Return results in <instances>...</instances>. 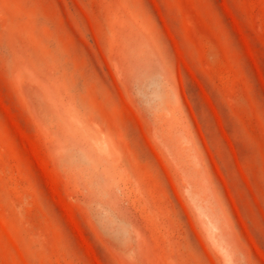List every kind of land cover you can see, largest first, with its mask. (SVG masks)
Here are the masks:
<instances>
[{
    "label": "rangeland",
    "instance_id": "rangeland-1",
    "mask_svg": "<svg viewBox=\"0 0 264 264\" xmlns=\"http://www.w3.org/2000/svg\"><path fill=\"white\" fill-rule=\"evenodd\" d=\"M264 264V0H0V264Z\"/></svg>",
    "mask_w": 264,
    "mask_h": 264
},
{
    "label": "snow or ice",
    "instance_id": "snow-or-ice-1",
    "mask_svg": "<svg viewBox=\"0 0 264 264\" xmlns=\"http://www.w3.org/2000/svg\"><path fill=\"white\" fill-rule=\"evenodd\" d=\"M245 264H249V262H245Z\"/></svg>",
    "mask_w": 264,
    "mask_h": 264
}]
</instances>
